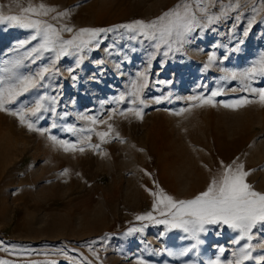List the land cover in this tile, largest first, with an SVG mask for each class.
<instances>
[{"label": "rangeland", "instance_id": "374dc122", "mask_svg": "<svg viewBox=\"0 0 264 264\" xmlns=\"http://www.w3.org/2000/svg\"><path fill=\"white\" fill-rule=\"evenodd\" d=\"M180 2L0 0V11L22 14L23 8L38 9L44 4L52 9L48 15L32 18L61 29L65 24L72 27L73 32H62L68 39L81 28L152 21ZM229 2L223 0L225 6ZM253 7L258 11L253 12ZM64 11L69 14L54 19ZM239 14L237 20V12H231L201 31L182 51L167 56L163 54L166 47L156 49L154 41L119 28L102 33L98 46L94 41L83 52L69 49L72 54L62 56L54 66L53 52H41L39 59H34L35 53L30 56L38 43L31 40L34 30L0 22V76L34 74L46 66L59 70L46 74L43 87L6 105L10 111L0 110V261L139 264L143 258L148 264H208L217 256L222 261L238 258L246 241L237 243L238 232L226 225L206 226L209 231L201 233L204 242L178 256L169 252L178 253L195 243L190 234L136 216L152 212L156 219H170L153 209L156 197L152 193L163 189L176 200L192 199L223 170L221 161L224 165L243 163L245 170H251L246 181L264 192V103L258 92L246 90L264 88V76L252 80L243 76L264 56V0H246ZM253 17L255 22L249 27ZM133 35L137 38L132 39ZM23 41L28 43L22 45ZM140 73L148 76L142 93L147 106L142 119L131 114L126 118L120 111L133 105L112 98L130 91L133 80L142 82ZM214 90L221 92L214 106L187 99L207 97ZM45 94L57 96L56 103L44 101L48 110L42 119L28 117L36 127L48 129L41 134L21 124L11 110L32 107ZM157 97L164 99L157 103ZM245 97L252 102L238 108L222 103ZM113 108L115 113L110 111ZM82 115L113 124L104 143L98 133L108 130L106 124L92 125ZM70 126L77 131H68ZM91 127L94 132L79 131ZM117 132L122 139L112 138ZM87 136L99 149L80 143ZM59 141L75 143L85 151H65ZM141 227L144 231L128 233L130 228ZM251 243L264 244V229ZM252 254L261 256L264 250L257 247Z\"/></svg>", "mask_w": 264, "mask_h": 264}, {"label": "snow or ice", "instance_id": "6c2138e0", "mask_svg": "<svg viewBox=\"0 0 264 264\" xmlns=\"http://www.w3.org/2000/svg\"><path fill=\"white\" fill-rule=\"evenodd\" d=\"M218 4L220 5L219 10L212 11ZM243 6H246V0H230L226 6L223 4V0H181L172 9L165 11L161 16L156 17L152 21L135 20L130 23L113 25L110 28H81L68 39L63 38L62 32H73L72 27L65 24L61 29L45 20L32 18L33 16L48 15L52 9L46 7L44 4H40L38 9L34 7L23 8L22 14L4 15L0 11V22H8L12 26L34 30L31 40L38 41V43L37 46L31 49L30 56L35 53L34 59H39L41 52H53L55 53V59L52 61L54 66L62 56L72 54L69 49L74 48L76 52H83L94 41L98 46L99 37L102 33L112 32L119 28L128 29L133 33H138L140 36L145 37L147 40L154 41L156 49H160L162 46L166 47L167 51L163 54L167 56L170 52L182 51L184 46L191 44L201 31L219 23L223 18L228 17L231 12H237L235 19L239 20V10ZM252 11L257 12L258 9L253 7ZM29 13L31 16L26 15ZM68 14V11L59 12L54 19L65 17ZM254 22L255 17L248 21L249 27ZM85 34H87V39L83 38ZM131 38L136 39L137 36L133 35ZM25 43H28V41L21 42L22 45ZM212 58L210 56L209 59L211 60ZM224 58L227 59V57ZM83 59L84 57L81 55L79 60L82 61ZM16 63L19 64V61ZM77 63L79 64V61ZM5 71H9V69H5ZM50 71L58 72L59 70L46 66L42 71L34 74H13L7 78L0 76V110L10 111L6 105H13L25 93H28L32 89L43 87L44 85L41 82L45 80L46 74ZM257 75L264 76V56L261 57L257 64L246 69L243 73L244 78L247 80H252ZM138 76L142 78V82L137 83L136 80H133L130 85V91L120 93L118 96L112 98L114 102L127 101L133 105V107L120 111L119 114L126 118L127 114H131L142 119L143 107L147 106L145 100L142 98V93L143 89L148 86V76L145 73H140ZM232 78H235V73H233ZM246 90L258 92L260 102L264 103V88L246 87ZM218 95H221L220 90H214L207 97L203 95L190 96L187 99L199 101L200 105L208 104L214 106V98ZM57 99V96L41 95L34 101V106H22L19 109L11 110V114L18 116L20 123L26 124L30 131H38L43 134L48 129L36 127L35 123L28 117L42 119L43 111L48 110L45 109L44 101L50 100L55 104ZM162 99L164 98L157 97L156 102L159 103ZM251 102L245 97L222 103H224L225 107L238 108ZM51 111H55V108H52ZM110 111L115 113L117 110L113 108ZM65 115L67 114L65 113ZM81 118L87 119L92 125L106 124L108 130L98 133L101 143H104L106 137H109L114 130L112 123H108V121L98 116L85 117L82 115ZM108 119L111 120L112 116H109ZM52 127H56V125L53 124ZM68 131L75 132L77 129L70 126L68 127ZM79 131L91 133L95 131V128L79 129ZM112 138L122 139L118 132ZM51 139L55 141L57 138L53 136ZM59 143L64 147L65 151L78 150L81 153L85 151L84 147L77 149L75 143L67 141H59ZM80 143L87 144L93 150L100 147L99 144L91 143V136L84 137ZM220 163L223 170L219 175L211 178L205 191L200 192L192 199L176 200L171 195L164 193L163 189L159 193H152L156 197L153 209L158 211L161 216H168L170 219H156L152 212L138 215L136 219L140 221H152L155 224H166L169 229H182L183 232L190 234L191 239L195 243H192L189 247L184 248L178 253L169 252V255L185 256L194 249H197L204 242L201 239V233L209 231V228L206 226L226 225L228 228L238 232L237 243L240 241L246 242L240 247L239 256L234 261H222L220 256H217L215 259L209 260L208 264H245V261L249 260L264 261V255L254 256L252 254L257 247L264 250V244L251 243L255 239L256 234L264 229V192L256 191L246 181L251 170H245L243 163L236 164L235 161L230 165H224L223 161ZM253 230H256V232ZM142 231H144L143 227L130 228L128 233L132 234ZM0 244H3V241H0ZM93 255L98 254L93 252ZM0 264H9V262L7 260L0 261ZM139 264H148V261L140 258ZM189 264H192V262H189Z\"/></svg>", "mask_w": 264, "mask_h": 264}]
</instances>
